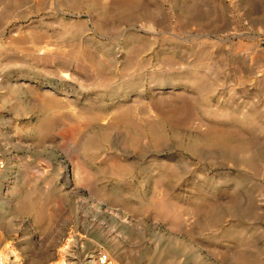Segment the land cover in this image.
<instances>
[{"label":"rangeland","instance_id":"374dc122","mask_svg":"<svg viewBox=\"0 0 264 264\" xmlns=\"http://www.w3.org/2000/svg\"><path fill=\"white\" fill-rule=\"evenodd\" d=\"M0 155V264H264V0H0Z\"/></svg>","mask_w":264,"mask_h":264},{"label":"built area","instance_id":"2783aa9c","mask_svg":"<svg viewBox=\"0 0 264 264\" xmlns=\"http://www.w3.org/2000/svg\"><path fill=\"white\" fill-rule=\"evenodd\" d=\"M5 169H6V162H5L4 158L0 155V178L3 174V172L5 171ZM96 260H97L96 264H109L110 257H109V254H107L105 252H101L97 256Z\"/></svg>","mask_w":264,"mask_h":264},{"label":"bare ground","instance_id":"6f19581e","mask_svg":"<svg viewBox=\"0 0 264 264\" xmlns=\"http://www.w3.org/2000/svg\"><path fill=\"white\" fill-rule=\"evenodd\" d=\"M6 162V161H5ZM6 168H7V164H6ZM6 170V169H5ZM4 173V172H3ZM68 243H66V247H65V249H67V245ZM9 246V245H8ZM7 246V247H8ZM9 254H12L13 256H16L17 257V261L19 260V258H18V255H17V253L14 251V250H12L10 247H8L7 249H5V250H3V251H0V259H4V258H7L8 256H9ZM63 257V256H62ZM58 264H63V262H60V263H58Z\"/></svg>","mask_w":264,"mask_h":264}]
</instances>
